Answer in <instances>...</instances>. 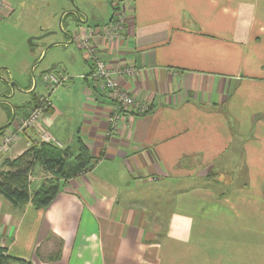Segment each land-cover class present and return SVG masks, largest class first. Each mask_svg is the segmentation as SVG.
Here are the masks:
<instances>
[{
  "label": "crops",
  "instance_id": "crops-1",
  "mask_svg": "<svg viewBox=\"0 0 264 264\" xmlns=\"http://www.w3.org/2000/svg\"><path fill=\"white\" fill-rule=\"evenodd\" d=\"M111 3L129 16L126 39L98 48L138 69L122 85L150 111L112 129L84 57L90 71L49 94L0 172L43 129L74 152L81 138L97 163L47 210L0 195V247L33 264H264V0ZM32 175L31 190L50 177Z\"/></svg>",
  "mask_w": 264,
  "mask_h": 264
},
{
  "label": "rangeland",
  "instance_id": "rangeland-1",
  "mask_svg": "<svg viewBox=\"0 0 264 264\" xmlns=\"http://www.w3.org/2000/svg\"><path fill=\"white\" fill-rule=\"evenodd\" d=\"M9 3L13 10L0 20V127L33 107L35 97L37 104L39 96L48 95L43 74L60 70L77 78L90 71L72 35L80 27L104 26L115 13L111 0ZM66 12L73 14L63 16Z\"/></svg>",
  "mask_w": 264,
  "mask_h": 264
},
{
  "label": "built area",
  "instance_id": "built-area-1",
  "mask_svg": "<svg viewBox=\"0 0 264 264\" xmlns=\"http://www.w3.org/2000/svg\"><path fill=\"white\" fill-rule=\"evenodd\" d=\"M7 0H0V20L6 13ZM121 8V9H120ZM119 10L114 13L112 20L101 26L98 31L93 29H79L72 36L73 42L76 43L78 49L84 52L85 59L93 66L91 73L92 81L97 93H101L103 97L112 103V110L108 116V122L112 129H117L120 119L125 114H134L142 116L150 111V105L147 102L139 100L133 96L122 85V82L138 75V69L133 65L110 66L104 54L99 50V41L108 40L115 42L125 40V33L129 23V16L125 12V7L120 6ZM42 80L46 84L48 95L38 97L37 106L29 113L28 116L19 120H14V128L12 131H6L0 134V155L7 148L19 141L21 135L28 130L37 128L44 114L53 108L49 94L57 88L65 85L69 77L64 71L48 72L42 75ZM38 141L41 143L53 144L62 148L61 144L49 133L47 129L38 130ZM33 141L28 142V148ZM30 182H33L32 174L29 176Z\"/></svg>",
  "mask_w": 264,
  "mask_h": 264
},
{
  "label": "trees",
  "instance_id": "trees-1",
  "mask_svg": "<svg viewBox=\"0 0 264 264\" xmlns=\"http://www.w3.org/2000/svg\"><path fill=\"white\" fill-rule=\"evenodd\" d=\"M70 13L72 12H66L64 16ZM36 102L35 97L33 109L37 106ZM8 128L4 127L0 133ZM77 146L74 152L70 148L63 149L53 144L33 141L32 145L18 158L5 160L3 165L8 170L0 172V195L20 209L32 203L37 210H47L61 193L67 181L92 170L97 163L98 159L92 156L81 138H78ZM37 167L49 172L50 177L31 190L29 176ZM0 264L33 263L24 258L12 256L5 248L0 247Z\"/></svg>",
  "mask_w": 264,
  "mask_h": 264
},
{
  "label": "water",
  "instance_id": "water-1",
  "mask_svg": "<svg viewBox=\"0 0 264 264\" xmlns=\"http://www.w3.org/2000/svg\"><path fill=\"white\" fill-rule=\"evenodd\" d=\"M30 42L32 43V40H31ZM72 42H73V41H72ZM14 119H15V117H14ZM14 119L11 121V123L7 124V125L4 126V127H9L10 125H12ZM4 127L0 128V131H1Z\"/></svg>",
  "mask_w": 264,
  "mask_h": 264
},
{
  "label": "flooded vegetation",
  "instance_id": "flooded-vegetation-1",
  "mask_svg": "<svg viewBox=\"0 0 264 264\" xmlns=\"http://www.w3.org/2000/svg\"><path fill=\"white\" fill-rule=\"evenodd\" d=\"M64 16V15H63Z\"/></svg>",
  "mask_w": 264,
  "mask_h": 264
}]
</instances>
